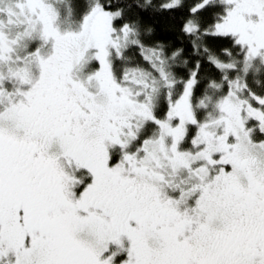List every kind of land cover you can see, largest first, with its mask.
Segmentation results:
<instances>
[{"label":"snow or ice","instance_id":"6c2138e0","mask_svg":"<svg viewBox=\"0 0 264 264\" xmlns=\"http://www.w3.org/2000/svg\"><path fill=\"white\" fill-rule=\"evenodd\" d=\"M0 264H264V0H0Z\"/></svg>","mask_w":264,"mask_h":264}]
</instances>
